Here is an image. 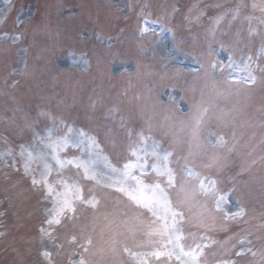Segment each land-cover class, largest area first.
I'll use <instances>...</instances> for the list:
<instances>
[{"label": "rangeland", "instance_id": "obj_1", "mask_svg": "<svg viewBox=\"0 0 264 264\" xmlns=\"http://www.w3.org/2000/svg\"><path fill=\"white\" fill-rule=\"evenodd\" d=\"M123 1L124 4L118 0H0V149L7 141L6 137L13 139L9 146L16 147L32 140L34 132L52 128L55 120V127L60 132H65L67 126L84 130L94 137L105 147L102 156L113 162L119 158V147L124 142V130L128 127L139 129V133L150 137L146 145H141L149 151L153 142L163 148L158 141L161 139L167 145L164 144L166 150L178 154L186 150L184 156L192 153L194 159L203 162L205 153L213 151L212 143L207 135L198 134L193 138L191 124L194 123V116L182 117L186 108L179 103V99L184 96L193 100L198 112L200 109L207 110L204 129L207 125L230 136L232 146L236 147L234 152L240 155L233 160L228 155L222 156L221 150L215 148L219 166L213 165L210 170L223 178L221 187L226 196L225 210L238 209L235 198L229 196L233 194L232 189H228L240 183V180L227 181L231 177L227 173L228 169L232 170V165L246 176L248 200L252 202L257 194L264 202V174L256 182L258 185L247 177L250 170L259 168L260 163L259 172L264 171V80L256 71L255 86L244 81L239 90L225 91L219 76L208 67L210 62L230 63L227 60L229 57L219 54L216 48H222L228 55V49L235 46L238 58L241 50H256L257 43H251L246 33L234 27L235 24L226 30L224 19L216 22L218 34L215 32L213 40H207V34L202 39L203 28L197 27L206 9L220 7V3L233 0ZM260 2L248 0L250 10L260 12L258 8H252L253 3ZM70 8L72 14L68 13ZM22 16L31 17L32 21H24ZM150 17L168 22L164 26L173 31L172 37L181 42L184 54L195 62L171 47L168 34L158 24L145 21ZM75 20L80 24L71 30ZM145 28L147 31H142ZM83 34L91 35V40L81 42V45L78 41L82 40ZM234 35L239 37L238 41ZM110 40H115L116 44L112 47L108 44L109 48H106L104 45ZM79 46L88 51L91 58L84 52L68 55L78 50ZM190 51L196 54L193 56ZM129 59L139 62L140 70L133 76L120 75L121 71L129 69V65L114 63L115 60ZM196 62L201 68L195 72ZM170 64L171 68H168ZM202 71L204 74H197ZM167 85L172 90H180L165 92L168 100L157 99L162 87ZM97 99L99 103L94 104ZM112 102L135 109L143 122L135 117L137 112L116 110ZM111 105L115 110L104 112L101 119H96L101 117H96L98 111ZM202 105L203 109L199 107ZM258 131L263 133L261 139L253 137ZM62 154L68 157L80 155V149L73 145ZM17 168L0 164V264H41L43 257L39 253L45 249L40 228L48 227L42 224L48 215L47 201L35 192L30 177L24 176L19 164ZM82 185L87 189L95 186V182L84 179ZM260 209L264 210V205ZM187 211L198 217L204 210L193 204ZM71 215L76 217L75 224L68 220L48 229L54 237H60L57 244H64L61 254L55 258L56 264H69V254L73 249L63 238L67 236L71 239L73 231L78 236L91 234L93 237L96 242L92 257L94 264H120L119 256L103 253L101 248L106 247L103 241L110 235L116 236L117 232L124 233L129 229L135 231L136 224L131 220L133 210L126 207L124 200L118 194L112 195L109 189L103 194V201L97 209L85 204ZM235 222L228 221L221 227L216 219L205 220L211 225L209 234L217 241V236L228 233ZM243 231L236 237L250 231L258 235V242L264 246V239H261L257 228L247 225ZM259 249L253 251L258 255ZM238 250V247L233 249ZM80 251L77 246V255L73 258L78 259ZM247 255L242 258L243 264H250L251 260L252 264H258L259 259H254L257 255ZM218 258H224L219 248L208 251V264H217ZM231 258L241 259L234 255Z\"/></svg>", "mask_w": 264, "mask_h": 264}, {"label": "snow or ice", "instance_id": "obj_2", "mask_svg": "<svg viewBox=\"0 0 264 264\" xmlns=\"http://www.w3.org/2000/svg\"><path fill=\"white\" fill-rule=\"evenodd\" d=\"M245 7L238 5L234 12L239 15ZM252 8H258L261 17L246 14L245 18L249 21L255 19L261 36H264V0L259 4L253 3ZM142 31H147V28ZM254 31L249 28L250 34ZM233 49L230 63L210 62L208 65L219 76L221 87L230 91L239 90L244 81L255 84L256 71L264 80V44L258 51L241 50L238 58L235 46ZM236 73L246 75L237 76ZM206 111L200 110L195 117L193 138L197 137L206 119ZM55 124L53 120L52 128L34 132L32 140L16 147H10L5 141L0 149V164L12 168L19 164L24 176L30 177L35 192L47 201L48 215L42 224L48 227L40 228L45 249L39 253L43 257L41 264H56L55 258L64 247L63 243L56 242L60 237H54L48 229L68 220L75 224L76 217L71 214L85 204L97 209L103 201V194L109 189L112 195L118 194L124 200L128 209L133 210L131 220L136 224L135 231L117 232L116 236L110 235L103 241L106 247L101 248V252L119 256L120 264H208V251L213 248H219L224 255V258L217 259V264H243L242 258L247 253L253 257L257 255L251 247H246L252 243L247 236L217 241L208 232L211 225L205 223L206 219L212 218L223 227L226 222H239L246 215L243 207L236 211L225 210L226 196L221 187L223 178L210 171L213 165L219 166L215 148L227 147L223 137L218 138L212 145L213 151L205 153V160L198 164L192 153L183 156L163 149L155 142L149 151L141 145H146L150 137L143 132L126 131L124 142L119 147V158L113 162L102 156L103 149L98 141L84 130L65 126L67 130L60 132ZM73 145L80 149V155L68 157L62 154ZM84 179L94 181L95 186L85 189L82 185ZM193 204L204 210L201 216L193 217L187 211ZM192 228L196 231L193 232ZM63 239L73 249L69 254V264H94L92 257L96 242L91 234L78 236L73 231L71 239L67 236ZM77 246L81 251L79 258L75 259ZM237 247L239 250L233 251ZM258 251V264H264V246ZM233 255L241 259L233 260Z\"/></svg>", "mask_w": 264, "mask_h": 264}]
</instances>
